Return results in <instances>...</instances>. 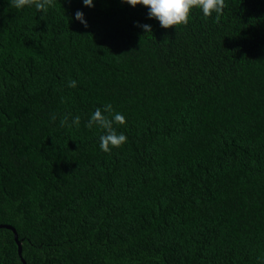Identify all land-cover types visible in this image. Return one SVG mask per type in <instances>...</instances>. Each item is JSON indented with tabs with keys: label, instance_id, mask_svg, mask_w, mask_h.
Wrapping results in <instances>:
<instances>
[{
	"label": "trees",
	"instance_id": "16d2710c",
	"mask_svg": "<svg viewBox=\"0 0 264 264\" xmlns=\"http://www.w3.org/2000/svg\"><path fill=\"white\" fill-rule=\"evenodd\" d=\"M0 225L22 246L0 228V264H264V0L176 30L123 0H0Z\"/></svg>",
	"mask_w": 264,
	"mask_h": 264
},
{
	"label": "clouds",
	"instance_id": "9594fccd",
	"mask_svg": "<svg viewBox=\"0 0 264 264\" xmlns=\"http://www.w3.org/2000/svg\"><path fill=\"white\" fill-rule=\"evenodd\" d=\"M124 3L131 7L138 5L144 6L148 11V18L159 22V25L164 29L188 23L190 10L197 8L205 18L219 16L224 8V0H123ZM85 7H93L94 0H82ZM12 4L17 9L25 7H34L38 12L46 11L51 4V0H12ZM75 20L79 21L87 27V21L84 18L82 11L77 10L75 13ZM146 32L151 31L149 24L142 25ZM70 87H76V81H69ZM110 116V118H109ZM55 119V117H53ZM68 122L67 117L61 120V125ZM126 117L121 112L113 110L110 103L103 105V108L97 107L93 111L86 123V127L91 129L93 126H98L103 129V134L99 137V147L103 152H111L114 148L121 147L127 141L124 132H118L113 126L124 125ZM80 117L75 116L71 121V125L79 126Z\"/></svg>",
	"mask_w": 264,
	"mask_h": 264
},
{
	"label": "water",
	"instance_id": "95a60500",
	"mask_svg": "<svg viewBox=\"0 0 264 264\" xmlns=\"http://www.w3.org/2000/svg\"><path fill=\"white\" fill-rule=\"evenodd\" d=\"M0 228H7L9 230H11L13 233H14V237H15V240L17 242V245H18V254L20 257L21 256V250H22V246H21V243L17 240V233L15 231V229L9 225H0ZM22 264H26L25 261L22 259Z\"/></svg>",
	"mask_w": 264,
	"mask_h": 264
}]
</instances>
